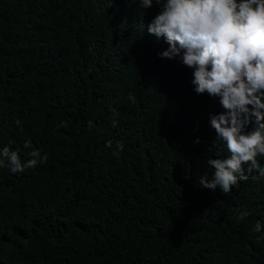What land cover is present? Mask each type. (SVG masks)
I'll use <instances>...</instances> for the list:
<instances>
[{"label":"trees","instance_id":"16d2710c","mask_svg":"<svg viewBox=\"0 0 264 264\" xmlns=\"http://www.w3.org/2000/svg\"><path fill=\"white\" fill-rule=\"evenodd\" d=\"M159 10L0 0V148L48 157L0 168V264H264V177L227 195L200 186L209 157L229 155L209 151L224 109L161 58L147 30Z\"/></svg>","mask_w":264,"mask_h":264},{"label":"clouds","instance_id":"9594fccd","mask_svg":"<svg viewBox=\"0 0 264 264\" xmlns=\"http://www.w3.org/2000/svg\"><path fill=\"white\" fill-rule=\"evenodd\" d=\"M139 4L145 10L159 6L147 30L168 45L161 58H179L193 69L195 93L219 98L224 109L210 116L217 140L209 151L220 141L229 155L209 157L207 165L214 171L211 179L206 173L199 180L200 186L227 195L254 170L264 177L258 159L264 156V0H139ZM129 99L135 102L134 94ZM15 123L21 125L19 119ZM23 147L32 149L31 140ZM123 147L118 143L120 151ZM27 156L22 160L18 150L4 146L0 148V168L18 174L48 159L38 149ZM248 215L239 211L237 218L244 220ZM262 230L264 225L256 221L252 231Z\"/></svg>","mask_w":264,"mask_h":264}]
</instances>
